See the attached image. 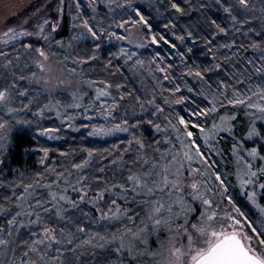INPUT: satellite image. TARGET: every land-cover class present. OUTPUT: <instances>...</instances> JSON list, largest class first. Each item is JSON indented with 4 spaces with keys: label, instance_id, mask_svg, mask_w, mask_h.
<instances>
[{
    "label": "snow or ice",
    "instance_id": "1",
    "mask_svg": "<svg viewBox=\"0 0 264 264\" xmlns=\"http://www.w3.org/2000/svg\"><path fill=\"white\" fill-rule=\"evenodd\" d=\"M148 8L40 0L0 28V264H264V0ZM192 13L203 28L178 27ZM66 20L71 32L58 39ZM171 37L203 42L211 62L191 60L193 47ZM113 39L129 47L103 56ZM131 45L170 49L145 60ZM126 71L152 87L132 86ZM17 124L50 140L67 142L65 130L127 138L41 146V167L10 179Z\"/></svg>",
    "mask_w": 264,
    "mask_h": 264
},
{
    "label": "trees",
    "instance_id": "2",
    "mask_svg": "<svg viewBox=\"0 0 264 264\" xmlns=\"http://www.w3.org/2000/svg\"><path fill=\"white\" fill-rule=\"evenodd\" d=\"M139 2L142 4L144 10L148 13H151V9L148 8V2L149 0H139ZM160 3L167 5L168 0H159ZM160 11L163 13L164 9L161 8ZM216 13L215 9L208 10V14L212 15ZM166 15V14H165ZM159 19V18H158ZM178 27H183L185 25H189L193 27V30H195V25L200 24L201 28H203V17L199 13H192L190 15H185L179 18L177 21ZM158 28L162 29V23L157 24ZM71 32V25L68 20L65 21L64 27L60 30L58 39L59 38H65L69 35ZM171 39L180 46L181 50H185L187 46H192L194 51L193 53L189 54L191 57V60L196 61L200 64H208L211 62V55L207 53V48L201 41H197L195 44H192L191 38L187 39V44L181 45L179 41L176 40L175 37H171ZM114 40V41H113ZM111 41L105 40V42L102 45V55L107 57L109 53L115 52L119 49V47L122 46V41H118L113 39ZM81 47L85 48H91L92 47V41L91 40H85ZM159 49L162 53L165 55H168L170 46H155V45H148L146 48L136 51L140 58L148 60L153 55L154 51ZM171 52H175V50H171ZM169 60L178 59L174 56H168ZM122 63V61H121ZM125 75H127L130 79V83L132 86H135L136 88H151L152 82L150 78L147 76L141 77L138 75H133L131 72H125ZM190 82L195 84L194 81H191V78H189ZM177 110L184 111L183 105H176L175 106ZM53 120V119H52ZM46 121V126L51 124H57V120L54 119L53 121ZM243 121V116H242ZM242 126H244V122L237 124L236 131L239 133V129L242 130ZM67 142L65 140H55L50 141L49 139L42 138L38 133L34 132L32 130L31 126H26L24 129H15L13 130L11 137H12V145L10 148V159L9 164L11 165L12 172L10 174V179L14 177L15 170L21 169V170H34L39 169L41 166L39 164L40 157L42 153L39 151V148L41 146H47L51 147L53 149L60 148L64 149L67 148L68 142L72 141V137H76L75 143H81V140L84 141L88 146H95L99 148H105V147H111L113 144L118 143L120 140H124L127 138V134L119 135L113 138L101 140L94 137H86L83 132L76 133V132H67ZM154 133V130L150 127L145 125V135L151 136ZM231 141L226 140L225 144L230 145ZM59 153L53 152L52 156L53 158L57 157Z\"/></svg>",
    "mask_w": 264,
    "mask_h": 264
},
{
    "label": "rangeland",
    "instance_id": "3",
    "mask_svg": "<svg viewBox=\"0 0 264 264\" xmlns=\"http://www.w3.org/2000/svg\"><path fill=\"white\" fill-rule=\"evenodd\" d=\"M39 3H40V0H0V28L5 27L6 24L13 25V24L19 23L23 18L29 16L34 11V9L39 6ZM122 42H123L122 43L123 47H126V48L129 47L128 42L126 41H122ZM147 46L148 45H146L143 48H140L137 45H131L130 47L133 52H136V51L146 48ZM57 92H58V95L67 96V92L64 90V86H61V88L58 89ZM54 119L55 118H53V120ZM26 126L27 125H21V124L15 125L11 131V134L13 130L24 129L26 128ZM243 130H244V126H242V130L239 129V133L237 131L236 132L237 134H240ZM124 134L126 133L117 132L110 136H99V137H94V138L105 140V139L113 138V137L124 135ZM41 137L48 139L47 137H44V136H41ZM50 141H55V140H50ZM230 164L231 162L229 161V170H231ZM241 202L246 204V202H244L243 200H241ZM246 207L250 214L255 213L256 210L254 208L248 207L247 204H246Z\"/></svg>",
    "mask_w": 264,
    "mask_h": 264
}]
</instances>
